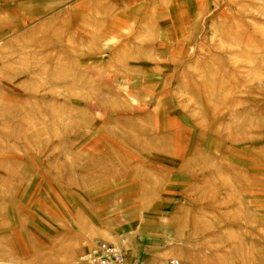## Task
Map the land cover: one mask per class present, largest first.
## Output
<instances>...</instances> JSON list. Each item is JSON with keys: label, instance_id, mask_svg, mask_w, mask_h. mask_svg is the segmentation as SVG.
<instances>
[{"label": "rangeland", "instance_id": "obj_1", "mask_svg": "<svg viewBox=\"0 0 264 264\" xmlns=\"http://www.w3.org/2000/svg\"><path fill=\"white\" fill-rule=\"evenodd\" d=\"M103 243L264 264V0H0V264Z\"/></svg>", "mask_w": 264, "mask_h": 264}, {"label": "built area", "instance_id": "obj_2", "mask_svg": "<svg viewBox=\"0 0 264 264\" xmlns=\"http://www.w3.org/2000/svg\"><path fill=\"white\" fill-rule=\"evenodd\" d=\"M97 264H129L121 255H118L113 245L103 243L99 246V252L95 254ZM93 257V255H92Z\"/></svg>", "mask_w": 264, "mask_h": 264}, {"label": "crops", "instance_id": "obj_3", "mask_svg": "<svg viewBox=\"0 0 264 264\" xmlns=\"http://www.w3.org/2000/svg\"><path fill=\"white\" fill-rule=\"evenodd\" d=\"M173 6V5H172ZM171 9H173L172 7H171ZM171 9L169 10V11H171ZM198 11V10H197Z\"/></svg>", "mask_w": 264, "mask_h": 264}]
</instances>
